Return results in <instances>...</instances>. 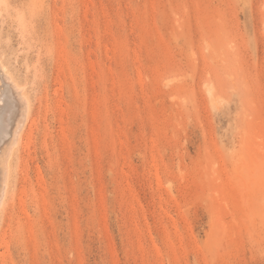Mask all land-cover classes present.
Here are the masks:
<instances>
[{"label": "rangeland", "instance_id": "obj_1", "mask_svg": "<svg viewBox=\"0 0 264 264\" xmlns=\"http://www.w3.org/2000/svg\"><path fill=\"white\" fill-rule=\"evenodd\" d=\"M0 59V264H264V0H0Z\"/></svg>", "mask_w": 264, "mask_h": 264}, {"label": "bare ground", "instance_id": "obj_2", "mask_svg": "<svg viewBox=\"0 0 264 264\" xmlns=\"http://www.w3.org/2000/svg\"><path fill=\"white\" fill-rule=\"evenodd\" d=\"M5 69L0 59V72H4L3 79L6 78L8 82L6 91L0 96V205L7 195L10 161L29 124L30 109L29 99L23 91L24 87L16 84ZM15 105L20 106L19 112L15 109Z\"/></svg>", "mask_w": 264, "mask_h": 264}]
</instances>
